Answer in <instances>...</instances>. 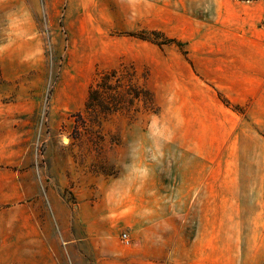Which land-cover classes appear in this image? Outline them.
I'll use <instances>...</instances> for the list:
<instances>
[{"label":"rangeland","instance_id":"1","mask_svg":"<svg viewBox=\"0 0 264 264\" xmlns=\"http://www.w3.org/2000/svg\"><path fill=\"white\" fill-rule=\"evenodd\" d=\"M229 1L248 22L194 46L161 24L88 23L44 0H0V264L64 255L61 200L94 204L107 183L136 187L146 205L176 194L180 177L202 182L203 232L216 191L219 264L263 253L264 0L218 7Z\"/></svg>","mask_w":264,"mask_h":264},{"label":"crops","instance_id":"2","mask_svg":"<svg viewBox=\"0 0 264 264\" xmlns=\"http://www.w3.org/2000/svg\"><path fill=\"white\" fill-rule=\"evenodd\" d=\"M44 3L47 8L64 7L67 18L86 20L87 17L88 23L113 24L114 18L129 17L130 23L145 30L161 24L167 26L161 28L164 33L194 46L219 32L235 34L238 31L233 24L237 20H242L243 25L244 18L248 22V14H244L240 1L228 2L232 10H222L217 0H44ZM121 3L125 4L127 12L116 11L114 4ZM155 9L160 11L155 12ZM158 16L160 20L154 19ZM145 45L148 47V43ZM185 74L196 83L191 67L186 66ZM207 79L217 84L220 81L218 74ZM201 184L199 178L180 177L176 194L168 189L165 193L156 192L146 205L139 203L136 187L115 190L107 183L101 184L102 195L94 204L79 197L74 208L61 200L65 220L63 222L59 215L55 220L60 228H65L64 246L58 249L64 255L37 258L36 264H219L216 191L213 197L211 193L204 197L210 208V223L203 232ZM43 221V218L35 219L34 224L48 223V220ZM124 232L132 241L129 245L121 239ZM203 245L208 254L205 258L201 254ZM222 263L242 264L240 260L235 261L233 253ZM246 263L264 264V251Z\"/></svg>","mask_w":264,"mask_h":264},{"label":"trees","instance_id":"3","mask_svg":"<svg viewBox=\"0 0 264 264\" xmlns=\"http://www.w3.org/2000/svg\"><path fill=\"white\" fill-rule=\"evenodd\" d=\"M174 42H177V41H174ZM179 43V42H177ZM118 74V71L117 70H110V71H100L98 73V77H106V76H116Z\"/></svg>","mask_w":264,"mask_h":264},{"label":"built area","instance_id":"4","mask_svg":"<svg viewBox=\"0 0 264 264\" xmlns=\"http://www.w3.org/2000/svg\"><path fill=\"white\" fill-rule=\"evenodd\" d=\"M121 239H122L123 242H125V244L129 245V244L132 243L128 233H123L122 236H121Z\"/></svg>","mask_w":264,"mask_h":264}]
</instances>
